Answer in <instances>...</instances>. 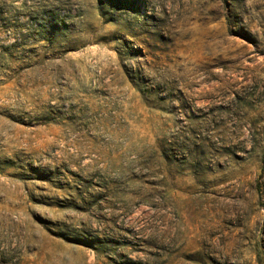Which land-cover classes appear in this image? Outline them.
I'll use <instances>...</instances> for the list:
<instances>
[{"label":"rangeland","instance_id":"374dc122","mask_svg":"<svg viewBox=\"0 0 264 264\" xmlns=\"http://www.w3.org/2000/svg\"><path fill=\"white\" fill-rule=\"evenodd\" d=\"M0 264H264V0H0Z\"/></svg>","mask_w":264,"mask_h":264}]
</instances>
